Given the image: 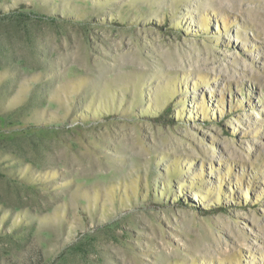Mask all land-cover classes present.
Listing matches in <instances>:
<instances>
[{"label":"rangeland","instance_id":"rangeland-1","mask_svg":"<svg viewBox=\"0 0 264 264\" xmlns=\"http://www.w3.org/2000/svg\"><path fill=\"white\" fill-rule=\"evenodd\" d=\"M22 5L55 23L0 22V264H264V0Z\"/></svg>","mask_w":264,"mask_h":264},{"label":"trees","instance_id":"trees-1","mask_svg":"<svg viewBox=\"0 0 264 264\" xmlns=\"http://www.w3.org/2000/svg\"><path fill=\"white\" fill-rule=\"evenodd\" d=\"M26 17H32L35 22L45 23V21H48V22L51 21L55 23L54 18H47V16H40L39 14H35V12H33L32 10H30L24 5L20 6L18 10H15L9 14L1 13L0 22H5L6 20H10V19H16L17 21L21 22V20H23ZM78 24L82 26L83 23L82 24L78 23Z\"/></svg>","mask_w":264,"mask_h":264}]
</instances>
